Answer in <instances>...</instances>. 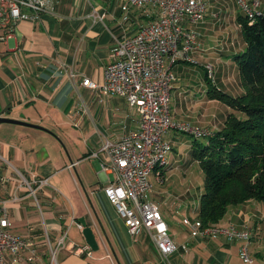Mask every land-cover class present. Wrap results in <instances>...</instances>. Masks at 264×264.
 Segmentation results:
<instances>
[{"label":"crops","instance_id":"obj_1","mask_svg":"<svg viewBox=\"0 0 264 264\" xmlns=\"http://www.w3.org/2000/svg\"><path fill=\"white\" fill-rule=\"evenodd\" d=\"M125 1L55 0L52 13L37 22H20L12 38L0 41V117L51 132L0 125V207L6 210L13 233L38 249L34 262L29 261L28 251L18 256L7 252L4 264H247L240 254L242 242L225 236L194 238L183 223L186 217L198 218L204 193V181L199 178L196 184L192 179L199 162L193 158L186 164L182 157L183 151L190 155L193 150L189 135L175 130L166 135L173 146L169 165L163 179L155 174L150 178L149 198L159 206L169 227L173 225L170 236L177 251L166 262L148 231L137 238L129 234L106 195L105 188L115 175L103 172L102 163L109 157L100 149L105 140L116 142L138 130L140 116L125 97L85 87L83 78L101 86L118 40L155 20L147 10L134 9L130 21L124 22ZM207 1L203 23L182 22L199 35V48L190 55L197 63L180 60L174 64L170 104L173 121L198 123L217 132L231 108L224 115L214 111L213 120L205 115L206 110L201 115L199 108L206 104L209 109L214 103L211 90L219 88L218 82L240 77L234 58L246 49L244 14L237 0ZM247 1H259L257 9L264 13V0ZM210 63L216 71V87L207 79L205 66ZM96 152L99 156L93 155ZM181 166L183 174L175 183L168 171ZM40 179L48 181L41 188L35 183ZM27 182L37 189L35 194ZM81 219L96 232L98 250L89 247ZM218 225L252 229V259L254 264H264V203L249 200L231 206ZM64 234L76 249L86 250L79 254L62 249L54 263L47 235L57 246Z\"/></svg>","mask_w":264,"mask_h":264},{"label":"built area","instance_id":"obj_2","mask_svg":"<svg viewBox=\"0 0 264 264\" xmlns=\"http://www.w3.org/2000/svg\"><path fill=\"white\" fill-rule=\"evenodd\" d=\"M55 0H0V41L12 38L13 32L22 21H39L42 16L54 11ZM245 17L253 20L259 1L250 4L247 0H237ZM207 0H126L122 5L123 20L128 23L134 9L147 10L155 20L139 28L132 36L118 40L113 50L114 61L105 68V80L100 86L90 78H83V85L102 92L125 97L130 106L139 113V129L126 133L120 140H105L100 152H105L109 160L102 163L103 172L113 173L115 179L105 188L109 201L124 220L133 238L148 231L154 248L166 262L177 251L169 234V224L159 206L150 200V178H159L168 166L173 146L166 135L175 130L201 139L211 135L207 128L193 127L179 123L171 117V91L175 82L174 64L178 61L196 63L190 56L197 52L198 33L186 29L182 22L187 19L192 24L203 23L208 13ZM208 79L216 80V71L207 64ZM72 78L77 76L70 73ZM99 156V152L94 153ZM47 179L35 181L41 188ZM32 194L36 193L29 182ZM183 223L194 238H219L225 236L230 241L243 245L241 258L247 264H254L250 246L252 229H238L233 225L204 226L199 218L186 217ZM82 228V225H79ZM46 242L52 256L62 249H75L82 254L85 248H75L73 242L64 234L57 246L47 235ZM29 253V261L34 262L38 249L33 242L13 233L11 222L5 209L0 207V264H4L7 252L18 256Z\"/></svg>","mask_w":264,"mask_h":264},{"label":"trees","instance_id":"obj_3","mask_svg":"<svg viewBox=\"0 0 264 264\" xmlns=\"http://www.w3.org/2000/svg\"><path fill=\"white\" fill-rule=\"evenodd\" d=\"M256 12L253 20L241 17L246 49L234 58L244 94H217L213 88V99L231 108L224 128L201 139L189 135L195 140L193 158L205 176L198 214L204 226L218 225L231 206L264 203V13Z\"/></svg>","mask_w":264,"mask_h":264},{"label":"rangeland","instance_id":"obj_4","mask_svg":"<svg viewBox=\"0 0 264 264\" xmlns=\"http://www.w3.org/2000/svg\"><path fill=\"white\" fill-rule=\"evenodd\" d=\"M226 78H230V76L227 75ZM230 79H231V82H227L226 80L225 81H222L221 83L218 82V84H219L218 87L219 88H218V90L215 91V93H217V94L231 95L233 97H238V96L243 95L244 92H245V89H244V86H243V82H242L241 76L239 78H236V79H234V78L232 79V77H231ZM215 84H216V82L215 83L212 82L211 86L214 87ZM213 90L214 89L212 88V91ZM212 95H215L214 92H212ZM205 105L202 106L201 108H199V110L201 112V115H202V110H206L207 112H206L205 115L207 117H209V119H211V120L214 119L213 118V116L215 115L214 111L216 112L217 115H222V114L224 115L225 111L229 107L225 102H223L221 100H218V99L214 100V103L212 102L209 105V109ZM226 115H225V118L223 119V122H221V125H220V126H222V128H224V126H225V122H226V118H227ZM196 116H199V114L196 115ZM187 124H189V125H191L193 127L203 128V126L200 125V124H198V123L197 124L196 123H193V124L192 123H187ZM187 140L189 141L188 145L192 146L193 145V139L191 137H187ZM182 157H183V159L186 160V164H187L188 161L191 162V160H193V154L190 153V155H189V151H185V152L183 151ZM183 164L184 163H182L181 165H183ZM182 167L183 166L178 167V168H172V169H170L168 171L169 174L173 175L171 177V179L173 178L175 183H177L176 180H179L181 178V175L183 174V170H181ZM195 170L197 171V174L194 173L193 176H192V179H193V182H196V184H198V182L200 181V179L203 180V181L205 180V176H204L203 171H201L200 165H198V167L196 166V169ZM152 176H154V175H152ZM158 179L159 180L163 179V175H161ZM172 226L173 225L171 224V226L169 227V234L170 235H171V232H172V229H171Z\"/></svg>","mask_w":264,"mask_h":264},{"label":"water","instance_id":"obj_5","mask_svg":"<svg viewBox=\"0 0 264 264\" xmlns=\"http://www.w3.org/2000/svg\"><path fill=\"white\" fill-rule=\"evenodd\" d=\"M2 124H15V125L32 127V128L41 129V130L50 132L46 128L41 127L39 125H34V124H30V123H26V122L10 119V118L0 117V125H2ZM81 222L84 225L83 234L85 236V239H86L89 247L92 248L93 250H98L99 246H98V241H97V237H96V232L94 231V229L92 227L88 226V224L85 221V219H81Z\"/></svg>","mask_w":264,"mask_h":264}]
</instances>
